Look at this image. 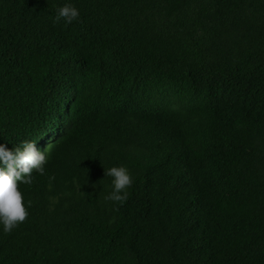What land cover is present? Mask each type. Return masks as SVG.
<instances>
[{
	"label": "trees",
	"instance_id": "1",
	"mask_svg": "<svg viewBox=\"0 0 264 264\" xmlns=\"http://www.w3.org/2000/svg\"><path fill=\"white\" fill-rule=\"evenodd\" d=\"M26 141L0 264H264V0H0V144Z\"/></svg>",
	"mask_w": 264,
	"mask_h": 264
},
{
	"label": "clouds",
	"instance_id": "2",
	"mask_svg": "<svg viewBox=\"0 0 264 264\" xmlns=\"http://www.w3.org/2000/svg\"><path fill=\"white\" fill-rule=\"evenodd\" d=\"M78 19L79 10L71 4L57 9L55 22L63 20L71 24ZM46 163L45 151L37 149L36 141H26L22 148L16 147L14 150L0 144V224L5 233H11L27 221L29 212L19 185H30L34 179L33 172L43 175ZM105 176L112 178V191L104 197L105 201L122 206L129 197L128 189L134 183L132 175L126 167L120 166L105 169ZM30 206L31 201H28Z\"/></svg>",
	"mask_w": 264,
	"mask_h": 264
}]
</instances>
